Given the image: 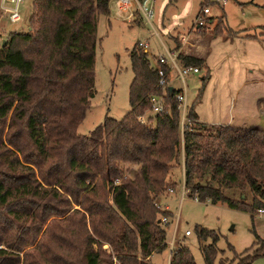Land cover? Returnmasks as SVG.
I'll use <instances>...</instances> for the list:
<instances>
[{
    "label": "trees",
    "instance_id": "1",
    "mask_svg": "<svg viewBox=\"0 0 264 264\" xmlns=\"http://www.w3.org/2000/svg\"><path fill=\"white\" fill-rule=\"evenodd\" d=\"M109 2L32 0L28 30L0 41V264H152L150 256L167 249L163 217H172L156 201L176 187L172 173L181 163L184 190L197 201L253 215L264 209V129L191 117L181 127L176 91L142 122L147 106L131 89L121 120L77 134L92 96L97 17L110 14ZM223 24L219 19L214 36L237 35ZM139 43L130 49L132 86L150 88L159 75ZM179 47L177 40L170 50ZM177 60L191 62L181 53ZM127 163L138 165L132 176ZM197 232L199 240L217 238L206 228ZM258 240L262 252L241 264L264 255ZM202 251L211 264L213 246ZM169 264L195 262L179 245Z\"/></svg>",
    "mask_w": 264,
    "mask_h": 264
},
{
    "label": "rangeland",
    "instance_id": "2",
    "mask_svg": "<svg viewBox=\"0 0 264 264\" xmlns=\"http://www.w3.org/2000/svg\"><path fill=\"white\" fill-rule=\"evenodd\" d=\"M201 1L153 0L151 25L144 24L135 12L131 21L127 19L128 12H122L125 17L116 15L114 2L108 16L97 17L92 96L88 98V107L77 127V134H89L107 119L121 120L131 109V89L135 100L138 103L144 101L143 104L148 107L144 108L142 115L146 122L150 115L158 112L149 107L153 101L151 98L160 94L155 88L156 84H152L150 88L139 84L132 86L134 75L130 49L137 40L140 41L139 45L144 41L148 43L147 48L140 46L151 58L153 66H157V59L164 52V45L170 49L178 40L180 46L190 48L194 47L191 39L195 38L200 39L202 46L208 47L200 61L208 65L211 75L209 80L204 78L203 65L200 66L193 55H190V64L183 65L192 66L197 71L194 74L183 73L188 99L186 114L183 120L181 115L180 126L189 120L190 116L187 114L194 109L198 117L209 123L229 120L234 126L264 129V0H228L224 4L208 0L204 6ZM204 7L210 8V12L203 14L204 25L197 28L195 20ZM31 11L32 0H23L19 5L20 19L13 23L0 10V41L11 31L26 32ZM208 17L211 19H206ZM219 19L225 23L221 26H229L237 33L225 38L228 43L221 42L226 34L214 36L215 33L212 32ZM231 40L241 41L243 45L234 48L230 46ZM250 44L254 49L251 50ZM177 63L180 64L178 60ZM181 71L183 72L182 68ZM163 73L172 88L161 95L163 98L157 102L158 106H163L168 91H177L181 87L176 70L171 73L169 69H164ZM149 93L152 94L150 100L145 99ZM176 167L180 168L179 165ZM123 168L127 175L132 176L138 165L127 163ZM178 169H174L172 173V180L177 178L175 194H169L167 190L156 201L159 208L172 214V217H163V221L168 224V244L172 242L174 249L179 245L187 246L195 264H208L202 251L203 246L212 245L215 250L211 264H241L246 255L262 252L259 248L262 244L258 239H264V214L253 215L235 210L221 202L196 201L187 194L181 198ZM225 192L232 197L241 196L236 189ZM245 196L247 201L251 200L249 190ZM197 228L211 230L217 238L214 240L210 234L199 240ZM185 231L190 234L185 235ZM168 244V249L152 254V264H168ZM104 248L108 249V246L104 245ZM248 264H264V255L251 259Z\"/></svg>",
    "mask_w": 264,
    "mask_h": 264
},
{
    "label": "built area",
    "instance_id": "3",
    "mask_svg": "<svg viewBox=\"0 0 264 264\" xmlns=\"http://www.w3.org/2000/svg\"><path fill=\"white\" fill-rule=\"evenodd\" d=\"M23 0H0V10H2L5 14H7L8 19L15 23L20 19V13H19V5L21 4ZM228 0H217V2L224 4ZM152 2L153 0H118V9L121 11L128 12L127 14V19L131 21L134 16V12L137 11L140 15V19L144 21V24L151 25V21L153 18V10H152ZM209 13V8L204 7L201 10L200 15L196 17V24L197 28L201 25H203L204 20H203V14ZM155 31V29H154ZM144 48L148 47V43L144 41L143 43L140 44ZM164 52L161 53V55L158 57L157 61L158 64L156 66L159 78L157 80V83L155 85V88L160 94H157V96H160L165 93L167 88L170 86V82L168 78L164 75V69H169V70H176L177 76L181 82V88L175 92L174 98L178 101L179 109L181 111V115L183 116L182 120L185 117L186 113V88H185V80H184V74H194L196 73V68L192 66L188 67H183L179 66L177 63V55L178 51H173L170 49H167V47L163 46ZM163 66V68L161 67ZM181 68L183 69V72L181 71ZM153 97V96H152ZM153 100L150 103V109L154 111L161 112L162 111V106H158L156 100ZM159 103V102H158ZM148 109V108H147ZM139 120L144 122L145 119L141 115L139 117ZM118 180H115V183H117ZM168 191H172V189H168ZM196 200V199H195ZM258 214H264V209H259ZM164 219V218H163ZM189 231H185V235H189ZM172 244V243H171ZM172 250V248H170Z\"/></svg>",
    "mask_w": 264,
    "mask_h": 264
},
{
    "label": "crops",
    "instance_id": "4",
    "mask_svg": "<svg viewBox=\"0 0 264 264\" xmlns=\"http://www.w3.org/2000/svg\"><path fill=\"white\" fill-rule=\"evenodd\" d=\"M114 2V6H115V9H116V15H121L122 17H125V15H122V12L123 11H121V10H119L118 9V0H110V2H109V10H110V13H111V6H112V3ZM209 12H210V8H209ZM124 14V13H123ZM191 34H193V33H191ZM196 35V34H195ZM197 37H199L198 35H196ZM223 36V35H222ZM228 35H224L223 37V39L221 40V42L222 43H228L227 42V40H225V38L227 37ZM218 37H220V36H218ZM215 38V37H214ZM183 39V38H182ZM191 39V38H190ZM200 39H198V38H195V39H191V41L192 42H194V47H186V46H180V48L178 49V53H181V54H183L184 56H186V55H188L187 56V58L189 57V59H190V55H193L194 57H196L195 59H197V61H199L200 62V66H202V69H204V73H203V75H204V78H207V80H209L210 79V75H211V73H210V69L208 68V65H204L203 63H201V59L202 58H204V54L206 53V51H207V46L206 47H204V46H202L201 45V43H200V41H199ZM198 43V44H197ZM240 45H243V43L241 42V41H236V40H231V44H230V46H232V47H234V48H238V47H240ZM165 46V45H164ZM250 47H251V50L252 49H254V48H252V45L250 44L249 45ZM210 48V47H209ZM255 49H257V48H255ZM255 51H257V50H255ZM206 61V60H205ZM198 63V62H197ZM171 71V73L172 72H174V70H170ZM200 83H202V81H200ZM170 88H172V85L170 86ZM181 88V87H180ZM179 88V89H180ZM185 88H186V90H187V86H186V84H185ZM175 89H176V87H175ZM178 89V90H179ZM187 92V91H186ZM158 97V99L156 100V101H158V102H160L161 100H162V96L160 95V96H157ZM187 97H186V103H187ZM196 99H198V96H197V98ZM191 113V114H190ZM186 114V113H185ZM187 115H189L191 118H193L194 120H197V121H201V122H204V123H208V124H217V125H232L231 123H229L230 121L229 120H226V121H212L211 123H209V122H206V120L205 119H201L200 117H198L195 113H194V109H193V112H189ZM234 126V125H233ZM238 127H243V126H238ZM180 168L178 169V168H175V171H176V169H178L179 170V172H180V178H179V186H180V189H181V192H180V194H181V198H183L185 195H186V192H185V190H184V179H185V176H184V168H183V163H181V165L179 166ZM178 170H177V175H178ZM174 173H176V172H174ZM177 179V178H176ZM176 179L174 180L175 182H176ZM177 184V183H176ZM175 192H176V188L173 190L172 189V191H169V194H175ZM168 194V195H169ZM168 195H165V197H167ZM195 200V199H194ZM162 201H163V199H162ZM161 201V202H162ZM197 201V200H196ZM161 205V204H160ZM162 206V205H161ZM164 208H167V205H164ZM166 242H167V244H168V241H167V239H166ZM172 243V242H171ZM168 244L169 246H170V248H172V249H174L172 246V244ZM169 248V247H168ZM167 248V249H168ZM170 254H171V249L169 250V255H168V258H167V263L169 264V260H170ZM151 258H152V255L150 256V260H151Z\"/></svg>",
    "mask_w": 264,
    "mask_h": 264
},
{
    "label": "water",
    "instance_id": "5",
    "mask_svg": "<svg viewBox=\"0 0 264 264\" xmlns=\"http://www.w3.org/2000/svg\"><path fill=\"white\" fill-rule=\"evenodd\" d=\"M2 44H3V45L5 44V40H3ZM169 88H170V87H169ZM153 98H154L155 100H157V99H158V97H157V96H154Z\"/></svg>",
    "mask_w": 264,
    "mask_h": 264
}]
</instances>
